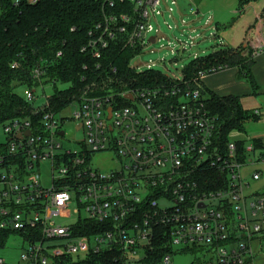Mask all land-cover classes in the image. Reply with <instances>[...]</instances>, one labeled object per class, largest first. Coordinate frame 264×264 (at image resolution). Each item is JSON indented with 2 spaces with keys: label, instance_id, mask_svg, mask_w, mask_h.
I'll return each instance as SVG.
<instances>
[{
  "label": "built area",
  "instance_id": "obj_1",
  "mask_svg": "<svg viewBox=\"0 0 264 264\" xmlns=\"http://www.w3.org/2000/svg\"><path fill=\"white\" fill-rule=\"evenodd\" d=\"M167 2L106 0L105 7L119 6L121 12L105 14L81 52L99 59L120 35L137 51L135 59L147 45L159 41L151 19L162 17L164 9L173 19L176 3L168 7ZM152 33L156 35L148 37ZM261 53L264 38L253 46L251 57ZM61 57L58 51L55 58ZM223 70L218 67L212 74ZM44 74L42 66L31 72L37 84L25 96L33 107L31 117L2 125L6 143L0 145V229L24 237V264H54L61 258L84 259L114 250L120 253L115 263L128 264L135 250L152 251L154 241L165 234L171 251H198L208 255L204 264H253L252 243L264 237V188L246 191L249 184L242 171L263 163L264 151L252 161L248 158L257 150L252 143L243 149L237 145L240 139L230 137L221 145L217 118L198 90H183L179 75L171 85L155 88L101 94L86 89L55 111L47 99L40 107L33 105L36 89L44 86ZM205 76L201 74V79ZM67 123L83 135L75 141L78 151L62 145ZM103 152L115 155L117 168L107 172L92 168V157ZM260 178L256 170L250 175L253 182ZM160 202L172 206L162 208ZM72 204L73 225L48 220L50 209L67 212ZM84 222L102 230L81 235ZM0 264H5L1 258ZM162 264H171L170 254Z\"/></svg>",
  "mask_w": 264,
  "mask_h": 264
},
{
  "label": "trees",
  "instance_id": "obj_2",
  "mask_svg": "<svg viewBox=\"0 0 264 264\" xmlns=\"http://www.w3.org/2000/svg\"><path fill=\"white\" fill-rule=\"evenodd\" d=\"M0 0V126L14 118L31 117L32 104L21 98L16 88L37 86L31 72L42 66L45 74L43 84L53 86L47 98L50 109L60 111L77 98L84 90L92 94L122 92L136 88H155L171 85L172 78L157 70L138 72L130 67L137 51L126 46L124 36L111 41L99 59L89 52H81L88 43L89 32L103 21L105 14L120 13L105 7L106 0ZM243 6L257 0H238ZM247 45L237 48H219L205 56H198L181 71L182 89L198 90L207 110L217 118L218 140L225 145L233 133L246 134V125L255 121L257 115L242 108L236 96H218L204 87L201 74L212 70L237 69V78L251 81L252 58ZM62 52V57L55 58ZM17 64V67L12 66ZM56 84L67 85L58 89ZM256 149H264L260 142H252ZM237 145L244 149L245 141ZM208 174L207 177H213ZM86 229L81 235L100 232L102 227L90 222L82 223ZM166 229H159L166 233ZM13 231L1 230L0 239ZM161 237V236H160ZM154 241L153 250L144 252L138 262L160 264L164 256L171 254L168 236ZM117 250L88 255L84 259L61 258L54 264H117ZM120 264V263H119ZM122 264V263H121Z\"/></svg>",
  "mask_w": 264,
  "mask_h": 264
},
{
  "label": "rangeland",
  "instance_id": "obj_3",
  "mask_svg": "<svg viewBox=\"0 0 264 264\" xmlns=\"http://www.w3.org/2000/svg\"><path fill=\"white\" fill-rule=\"evenodd\" d=\"M167 1L166 5L168 7L172 1L176 3L173 19L167 18L166 9H164L165 13L162 17L151 19V24L159 30V41L147 45L143 52L131 61V66L137 67L141 71L152 67V69L167 74L172 79L181 75L182 68L188 65L194 56H205L219 48L250 45L256 35L258 19H263L264 16V0L249 2L243 6L240 5L238 0ZM208 20H210V24H207ZM181 21H184L185 26L182 25ZM213 32H216V36L210 37ZM155 35V33H152L148 37ZM191 41H193L192 46L189 45ZM184 44L186 45L185 51H183ZM56 87L64 89L67 85L56 84ZM15 91L24 99L29 88L21 86L16 88ZM52 92L53 86L50 84L44 85L43 88L38 87L35 91L36 100L33 105L35 107L44 105ZM207 97V94L203 95V98ZM63 130L66 133L65 141H62L64 149L78 151L79 146L75 144V141L81 140L83 135L74 131L72 123L65 124ZM241 135L235 133L230 137L236 139L240 138ZM5 143L6 136L3 133L2 126H0V145ZM263 151L264 149L255 150L248 159L256 161ZM91 163L93 169L107 172L117 168L119 160L113 153L103 152L95 154ZM255 170L261 174V178L257 182L250 179L251 173ZM242 177L249 184V189L246 191L253 192L264 188V163L257 162L244 168ZM42 182L44 185H49V181L46 179ZM159 205L162 208L172 206L169 202H160ZM74 208H76L75 204H72L67 212L50 209L48 220L63 226L73 225L76 220V216L72 214ZM26 246L27 242L22 235L14 231L9 232L2 240L0 239V258L5 264H24L21 255ZM143 254L142 249L135 250L134 256L129 257L128 264H143L138 262ZM170 259L171 264H204L208 260V255L204 257L195 250L180 251L177 248H172Z\"/></svg>",
  "mask_w": 264,
  "mask_h": 264
},
{
  "label": "crops",
  "instance_id": "obj_4",
  "mask_svg": "<svg viewBox=\"0 0 264 264\" xmlns=\"http://www.w3.org/2000/svg\"><path fill=\"white\" fill-rule=\"evenodd\" d=\"M261 38H264V16L263 19H258L256 35L251 44L247 45V52L250 56L253 46ZM250 76L251 81L239 79L237 78V69H225L203 77L202 83L205 88L218 96L238 97L244 110L257 113V119L250 121L252 124L249 122L246 125V134L241 135L238 139L245 141L246 144L256 141L264 145V53L252 58ZM252 250L254 253L253 264H264V237L252 243Z\"/></svg>",
  "mask_w": 264,
  "mask_h": 264
},
{
  "label": "water",
  "instance_id": "obj_5",
  "mask_svg": "<svg viewBox=\"0 0 264 264\" xmlns=\"http://www.w3.org/2000/svg\"><path fill=\"white\" fill-rule=\"evenodd\" d=\"M152 41H153V38H152ZM127 98L131 99V96L128 95ZM108 112L110 113L111 112V109H109ZM109 117H110V115H109ZM200 207H202V206H200Z\"/></svg>",
  "mask_w": 264,
  "mask_h": 264
}]
</instances>
